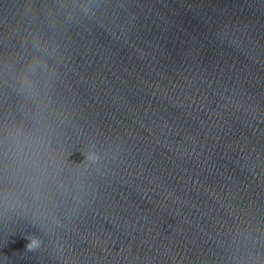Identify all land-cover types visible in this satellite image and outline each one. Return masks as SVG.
<instances>
[{
    "label": "water",
    "instance_id": "95a60500",
    "mask_svg": "<svg viewBox=\"0 0 264 264\" xmlns=\"http://www.w3.org/2000/svg\"><path fill=\"white\" fill-rule=\"evenodd\" d=\"M0 231L17 264H264V0H0Z\"/></svg>",
    "mask_w": 264,
    "mask_h": 264
},
{
    "label": "clouds",
    "instance_id": "9594fccd",
    "mask_svg": "<svg viewBox=\"0 0 264 264\" xmlns=\"http://www.w3.org/2000/svg\"><path fill=\"white\" fill-rule=\"evenodd\" d=\"M108 140V142L111 144L112 146V150L111 152L113 153V157H112V160L115 159V155H116V152L117 150L120 148V145L119 143L114 140V139H111V138H106ZM85 160H88L90 161L91 163H96L99 159H100V155L96 152V151H93V150H89L87 151L86 153H82ZM29 249H33V248H36L38 247V242L36 240H33L29 245H28Z\"/></svg>",
    "mask_w": 264,
    "mask_h": 264
}]
</instances>
